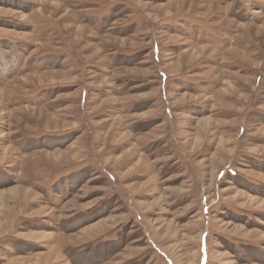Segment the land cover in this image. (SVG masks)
I'll return each mask as SVG.
<instances>
[{
  "label": "rangeland",
  "instance_id": "1",
  "mask_svg": "<svg viewBox=\"0 0 264 264\" xmlns=\"http://www.w3.org/2000/svg\"><path fill=\"white\" fill-rule=\"evenodd\" d=\"M0 264H264V0H0Z\"/></svg>",
  "mask_w": 264,
  "mask_h": 264
}]
</instances>
